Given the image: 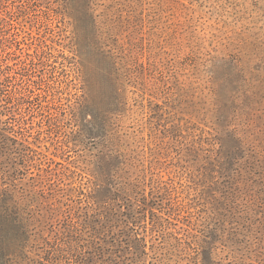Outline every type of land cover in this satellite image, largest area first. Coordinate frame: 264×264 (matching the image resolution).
I'll use <instances>...</instances> for the list:
<instances>
[{"label":"rangeland","instance_id":"374dc122","mask_svg":"<svg viewBox=\"0 0 264 264\" xmlns=\"http://www.w3.org/2000/svg\"><path fill=\"white\" fill-rule=\"evenodd\" d=\"M0 264H264V0H0Z\"/></svg>","mask_w":264,"mask_h":264}]
</instances>
